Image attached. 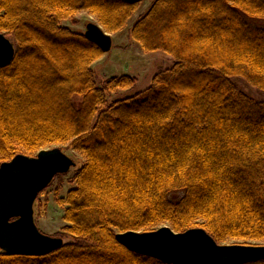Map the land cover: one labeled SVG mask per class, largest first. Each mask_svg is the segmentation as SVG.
<instances>
[{
    "label": "trees",
    "instance_id": "16d2710c",
    "mask_svg": "<svg viewBox=\"0 0 264 264\" xmlns=\"http://www.w3.org/2000/svg\"><path fill=\"white\" fill-rule=\"evenodd\" d=\"M129 30L145 53L174 59L144 91L94 81L104 54L63 26L81 12L122 32L140 4L0 0V33L15 55L0 68V165L69 146L83 157L59 202L68 239L43 257L0 264H164L127 251L118 233L201 227L217 243L264 242V0H152ZM253 264H264L263 261Z\"/></svg>",
    "mask_w": 264,
    "mask_h": 264
},
{
    "label": "water",
    "instance_id": "95a60500",
    "mask_svg": "<svg viewBox=\"0 0 264 264\" xmlns=\"http://www.w3.org/2000/svg\"><path fill=\"white\" fill-rule=\"evenodd\" d=\"M130 5L145 0H120ZM84 37L107 53L112 37L97 24H87ZM15 47L0 33V68L11 64ZM75 166L61 148L44 149L32 157L16 155L0 165V251L11 256L43 257L64 245L62 238L40 233L34 223L33 208L38 195L56 175ZM127 251L164 264H253L264 260V244H217L201 228L174 232L165 225L152 231H128L115 235Z\"/></svg>",
    "mask_w": 264,
    "mask_h": 264
},
{
    "label": "rangeland",
    "instance_id": "374dc122",
    "mask_svg": "<svg viewBox=\"0 0 264 264\" xmlns=\"http://www.w3.org/2000/svg\"><path fill=\"white\" fill-rule=\"evenodd\" d=\"M152 0H145L140 3L139 8L134 12L131 19L122 32L109 34L112 37L111 50L99 58L98 64H94V81L98 87H103L105 79L116 78L118 76H130L137 80L135 86L126 91L120 90L116 93L107 95V101L113 102L118 99H124L138 92L144 91L152 82V77L159 71L169 70L174 64V59L167 56L163 52L145 53L139 44L132 41L128 32L133 27L135 20L143 15L150 6ZM97 24L94 16H90L87 12L77 14L74 20L63 21L62 24L66 28L78 33L86 31L87 24ZM264 27V24H260ZM99 26V25H98ZM103 29V28H102ZM105 31V30H104ZM13 42L11 36H7ZM100 66V67H99ZM234 83L239 87L243 94L251 97L255 101H264V93L255 90L240 79H234ZM63 152L70 157L75 166L64 175H56L52 183L45 188L36 198L33 208L34 223L40 233L52 237H60L63 243H67L62 229L66 226L62 221L64 208H62L59 198L64 199L67 193L73 187V176L77 169L83 164V157L78 152H74L69 146L61 147ZM254 244L263 245L264 242H246L230 240L225 244Z\"/></svg>",
    "mask_w": 264,
    "mask_h": 264
},
{
    "label": "crops",
    "instance_id": "0c3cea01",
    "mask_svg": "<svg viewBox=\"0 0 264 264\" xmlns=\"http://www.w3.org/2000/svg\"><path fill=\"white\" fill-rule=\"evenodd\" d=\"M94 64H98V61H96V62H94ZM94 64L92 65V67H94ZM91 67V68H92ZM100 67V66H99ZM94 68H92V70H93ZM94 71V70H93Z\"/></svg>",
    "mask_w": 264,
    "mask_h": 264
}]
</instances>
